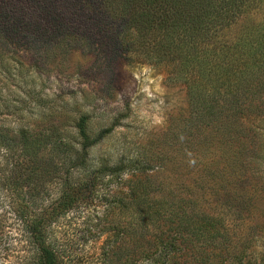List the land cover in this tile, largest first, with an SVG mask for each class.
Returning a JSON list of instances; mask_svg holds the SVG:
<instances>
[{"label": "trees", "instance_id": "16d2710c", "mask_svg": "<svg viewBox=\"0 0 264 264\" xmlns=\"http://www.w3.org/2000/svg\"><path fill=\"white\" fill-rule=\"evenodd\" d=\"M73 52L92 55L111 75L119 61L162 69L166 82L190 97L195 132L183 126L185 146L206 144L225 180L257 182L264 152V0H0V58L38 67ZM85 120L76 124L80 150L54 132L0 128V264H67L50 227L77 208L84 185L92 186L75 184L72 171L84 168L86 151L110 132L91 140ZM118 198L106 208L132 211L111 221L113 240L101 264H246L245 248L219 233L217 218L178 208L180 216L169 215L179 228L169 235L159 228L173 221L163 219L158 203Z\"/></svg>", "mask_w": 264, "mask_h": 264}, {"label": "rangeland", "instance_id": "374dc122", "mask_svg": "<svg viewBox=\"0 0 264 264\" xmlns=\"http://www.w3.org/2000/svg\"><path fill=\"white\" fill-rule=\"evenodd\" d=\"M102 66L92 55L78 52L38 67L17 57L0 58V128L54 132L78 150L82 140L76 124L81 117L86 118L85 132L91 140L110 129L86 151L84 168L72 171L75 184L92 186L84 185L77 208L50 227L66 251L65 262L101 264L102 253L113 240L108 231L111 221H124L131 210L121 214L106 208L116 195L126 203H158L163 219L174 223L159 228L169 235L179 228L178 219L169 215L175 211L180 216L178 208L188 216L204 213L217 218L219 233L225 230L232 245L245 248L244 263L264 264V192L260 191L264 152L263 164L254 172L257 182L243 185L225 180L223 166L210 163L215 158L205 151L206 144L185 146L187 135L180 136L184 125L189 134L195 132L184 87L167 83L162 69L151 65L119 61L112 75ZM116 167L121 170L109 174ZM121 171L120 178L104 185ZM129 232L128 228L126 240ZM115 250L108 251L112 261Z\"/></svg>", "mask_w": 264, "mask_h": 264}]
</instances>
